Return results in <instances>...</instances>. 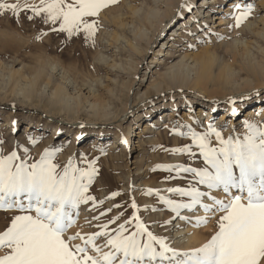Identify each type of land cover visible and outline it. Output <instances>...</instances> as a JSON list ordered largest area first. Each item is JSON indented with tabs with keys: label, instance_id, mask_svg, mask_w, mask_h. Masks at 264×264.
Wrapping results in <instances>:
<instances>
[{
	"label": "rangeland",
	"instance_id": "1",
	"mask_svg": "<svg viewBox=\"0 0 264 264\" xmlns=\"http://www.w3.org/2000/svg\"><path fill=\"white\" fill-rule=\"evenodd\" d=\"M216 1L200 15L194 14V10L201 0H194L191 3L194 7L183 10L179 16L177 12L181 10L177 9L164 29L157 33L140 60L135 79H132L131 72L129 73L124 65L128 59L126 51L123 50L124 43L118 45L114 37L122 33L120 23L123 21L120 18L129 20L133 8L141 7V11H145L151 5V0H117L116 3L102 8L97 16L87 17L90 22L96 23L94 35L87 39L83 28L69 37L66 32L59 31L58 23L45 24L39 17L28 20L27 16L31 15V12L21 13L19 22L8 12L0 15V155H7L15 149L22 157L23 150L27 147L30 157L28 162L32 163L39 159L46 147L61 146L54 158V163L61 168L72 157L76 166L96 169L88 187V194L95 198L96 203L93 205V202L89 201L79 206L75 223L67 229L65 235L77 231L81 234L99 231L98 225L106 224L113 217L119 216L115 222L108 224V229L114 230L119 224L129 220L134 211L149 231L156 236L167 238L166 242L171 247L181 251L199 247L215 232L216 221L221 213H205L199 207L194 210L181 209L179 216L185 213L183 217L190 219H180V223L175 225L179 219L177 214L159 197L186 200V197L169 193L166 189L185 187L191 177L190 174L177 177L174 169L157 165L179 163L191 164L193 167L202 166V158L199 156L191 160L187 154L170 151L191 143L189 136H181L171 131L173 124L179 121L191 125L196 131H203L211 121L225 138L230 133L235 134L233 128L236 133H242L244 128L241 122L245 120L246 110L258 103L264 107V89L246 90L248 88L240 79V89L246 88L242 92L227 94L225 97L217 93L212 98L205 99L199 95L198 89L191 86L172 84L155 89L151 84L158 81L183 54L195 53L208 47L217 57L216 65L220 66L222 62L232 63L234 54L241 53V44L237 41L254 40L253 30L244 24H252L253 29L260 27L261 21L264 20V0ZM19 2L23 5L25 2L39 3V0ZM245 2L252 3L254 7L251 14L237 27L234 17L229 13L233 12L234 4ZM230 3L232 6H229ZM114 10L118 12L108 14ZM206 10L208 17L205 16ZM186 11L189 12L185 13ZM192 15L194 28L184 31L179 39L168 47V53L166 48L157 54L161 42L168 38L172 25L176 28L181 22V17L187 20ZM216 16H222V24H218L219 18ZM119 62L123 63L125 69L119 66ZM49 63L57 67L52 71L50 87L47 88L46 94L42 95L44 98L40 100L38 93L29 99L23 97L20 87L26 85L30 77L32 79L37 75L36 71L41 69L42 73L36 86L39 91L43 79L47 78L46 72L51 71L49 69L52 66ZM237 66L235 63L232 65L233 68ZM60 69L70 77V82L66 83L67 92L78 95L83 105L77 114H67L48 102L47 93L58 83ZM129 79L132 80L131 86L128 84ZM259 92L261 93L258 94ZM230 99L233 102H230ZM97 100L109 106L107 108L111 111L110 116L93 117L90 115L92 113L87 112L89 103ZM238 104L240 106H236ZM125 106L127 110L121 115ZM172 106L176 107L173 116L160 118L163 111L174 112ZM233 107L239 110L236 117L231 115ZM262 111H258L256 117H259ZM13 121L16 122L15 125ZM261 121L264 122V117ZM14 127L16 131H13ZM131 129L136 132V135L132 136L136 140V148L123 152L122 144L131 137ZM28 135L39 139L32 144L27 139ZM212 143L217 144L214 136ZM193 151L198 152L195 146ZM147 189H158L159 195L155 192L146 194ZM113 192L118 195L112 196ZM214 194L223 196L219 192ZM133 200L138 210L131 207ZM109 209L111 211H108ZM102 212L103 216L100 215ZM17 214L19 212L15 209H0V231H3L11 223L12 216ZM197 216H208L209 219L207 223L196 226L194 218ZM165 221L168 223L165 224ZM186 227H190L192 231L197 229V233L199 232L196 243L192 242L188 246H184L180 241L176 242L174 235V229ZM126 228L128 232L135 231V220L127 224ZM80 242L79 239L74 241ZM96 242L101 246L105 243L104 238H98ZM3 251L0 249V253Z\"/></svg>",
	"mask_w": 264,
	"mask_h": 264
},
{
	"label": "snow or ice",
	"instance_id": "2",
	"mask_svg": "<svg viewBox=\"0 0 264 264\" xmlns=\"http://www.w3.org/2000/svg\"><path fill=\"white\" fill-rule=\"evenodd\" d=\"M116 2L39 0V3L21 5L19 0L11 3L0 0V15L8 12L19 22L21 13L31 12L28 20L39 17L45 24L58 23L59 31L66 32L69 37L83 28L87 39L94 35L96 27L95 21L90 22L87 17L97 16L102 8ZM181 7L190 10L194 5L182 3ZM253 7L247 2L233 5V12L229 15L234 17L237 27L251 14ZM177 15L181 13L177 12ZM230 102L233 101L230 99ZM238 111L233 107L231 115L236 117ZM241 124L244 131L236 133L233 128L235 134L230 133L227 138L211 121L203 131H196L191 125L179 121L173 124L171 131L189 136L191 143L170 151L187 154L191 160L199 156L202 166L157 165L174 169L177 177L182 174L191 177L185 187L166 189L169 193L186 197V200L163 196L159 197L160 200L183 220L190 218L179 216L181 209L199 207L205 213H221L210 238L199 247L183 251L171 247L167 238L149 231L136 211L114 230H109L108 224L119 216L98 225L99 231L65 235L75 223L79 206L89 201L93 205L96 203L88 194L96 169L80 168L73 163L72 157L61 168L54 163L61 146L46 147L39 159L32 163L28 162L27 147L22 157L15 149L7 155H0V209L19 212L0 231V249L4 250L0 253V264H264V122L246 118ZM13 131H16L15 127ZM213 136L217 141L215 145ZM27 139L35 144L39 138L28 135ZM193 146L198 152L193 151ZM145 191L146 194L155 192L159 195L158 189ZM205 200L209 202L205 203ZM131 207L138 210L134 200ZM194 219L195 225L199 226L207 223L209 217ZM132 220H135V231L128 232L126 225ZM98 238H104L103 246L97 244ZM78 239L81 242L74 243Z\"/></svg>",
	"mask_w": 264,
	"mask_h": 264
},
{
	"label": "bare ground",
	"instance_id": "3",
	"mask_svg": "<svg viewBox=\"0 0 264 264\" xmlns=\"http://www.w3.org/2000/svg\"><path fill=\"white\" fill-rule=\"evenodd\" d=\"M151 1V5L146 8L145 11H141V7L133 8L131 10V17L129 18V20L124 21L123 18H120L123 21L120 23L122 33L117 34L116 37H114L118 45L122 42L124 43L123 50L126 51V56L128 57V59L124 62V65L127 66L126 70H128L129 73L131 72L130 76H132V79H135L138 68L140 66V60L144 57L145 53L151 46L152 42L157 36V33L160 32L161 29H164L167 21H169L175 15L177 9L181 10V14L183 13V10H186V8L181 7L182 3L191 4L194 0ZM215 1L216 0H201L199 5L194 10V14L200 15L201 12H204L207 7L213 6L212 3H215ZM234 2H238V0H235ZM229 6H232V3H230ZM227 10L228 8L225 9V11ZM116 12H118V10L110 11L108 12V14L113 15ZM188 12L189 11H186L185 13ZM205 16L208 17V10H206ZM193 17L194 15L189 16L187 20H185V17H181L182 19L179 18L181 19L179 26L175 28V25H172V28L169 31L170 34L168 38L161 42V46L156 53L159 54L163 52L164 49L172 46L175 41L178 40L179 37L184 33V31L190 28H194L195 25ZM216 18H219L218 24H222V16H216ZM261 23L262 24L260 25V27H256L258 28L257 30H255L256 28L253 29V27H251L252 24H244L249 26V28L253 30L252 34L254 35V40L252 42L237 41V43L241 44V53L234 54L232 63L222 62L221 65L218 66L216 65L217 57L213 54L210 48H201L202 50L200 49L198 52L183 54L181 58L176 63L171 65L168 68V71H166L161 78L159 77L160 79L158 81L153 82L151 86H153L155 89H160L162 85L169 86L172 84L179 86H191L198 89V91L200 92L199 95L205 99H210L212 98V96H214V94L216 95L217 93H219L221 97H225V95L227 94L242 92L246 88L240 89V79L244 81V86L248 88L246 90L253 89L255 91H260L264 89V20H262ZM168 51L169 48L166 52L168 53ZM154 61L155 58H153V62ZM119 63V66L125 69L123 67V63ZM233 63L238 65L237 68L232 67ZM50 66H52L49 69L51 71L46 72L47 78L43 79V82L41 81L42 86H38L39 91H37L36 86L38 85V79L40 78L42 73L41 69H38L36 71L37 75H34L32 79L30 77V81L27 80L28 82L26 83V85L24 84L23 87H20V93L23 97L29 99L33 97L34 94L38 93V97L40 98V100L44 98V96L42 95L47 91V88L50 87L51 79L53 77L52 71L56 70L57 67L56 65ZM241 74H244L245 76H242ZM68 78L70 77L64 72V70L60 69L59 81L55 85V87L49 93H47V99L51 105H54L59 110L64 111L67 114H77L83 105L81 104V100L79 99L78 95L74 96L67 92L66 83L70 82ZM131 82L132 80L129 79V86H131ZM260 93L261 92H259L258 94ZM88 106L89 108H87V112L92 113L90 115L93 117H106L111 113V111H109V108H107L109 106L102 103L101 100L90 102ZM236 106L240 105L238 104ZM175 109L176 107L172 106V110L174 112H161L160 118H170L175 113ZM126 110L127 107L125 106V110L121 113V115ZM260 110H263L262 114H260L259 117H256V114ZM184 116L186 117V115ZM262 117H264V107L260 103H258L255 105H251V107L246 110L244 118L262 122ZM26 129H28V126ZM145 129L146 128L144 127L143 131H145ZM135 133L136 132L131 129V133L129 135L131 137H129L128 140H123V152H127L128 150L131 151L133 148H136V146L134 147V141L136 140L132 138L133 135H136ZM181 216H185V213L181 214ZM179 221L180 218L175 223L176 226L180 223ZM196 230L192 231L190 227L174 229V235L175 238H177L176 242L180 241L184 246H188L189 244H192V242L193 244L196 243L195 241L199 233H197L198 230Z\"/></svg>",
	"mask_w": 264,
	"mask_h": 264
}]
</instances>
